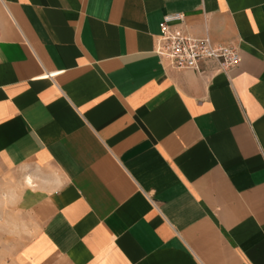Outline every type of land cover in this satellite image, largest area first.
<instances>
[{
	"label": "crops",
	"instance_id": "1",
	"mask_svg": "<svg viewBox=\"0 0 264 264\" xmlns=\"http://www.w3.org/2000/svg\"><path fill=\"white\" fill-rule=\"evenodd\" d=\"M238 49L154 51L160 23ZM15 264H264V0H0Z\"/></svg>",
	"mask_w": 264,
	"mask_h": 264
},
{
	"label": "built area",
	"instance_id": "2",
	"mask_svg": "<svg viewBox=\"0 0 264 264\" xmlns=\"http://www.w3.org/2000/svg\"><path fill=\"white\" fill-rule=\"evenodd\" d=\"M183 13H169L160 23L154 51L178 71L200 70L203 61L218 63V72L227 73L240 63V54L231 45H215L209 38L189 35L184 28Z\"/></svg>",
	"mask_w": 264,
	"mask_h": 264
},
{
	"label": "rangeland",
	"instance_id": "3",
	"mask_svg": "<svg viewBox=\"0 0 264 264\" xmlns=\"http://www.w3.org/2000/svg\"><path fill=\"white\" fill-rule=\"evenodd\" d=\"M14 190L15 182L0 179V264H15L14 255L19 248Z\"/></svg>",
	"mask_w": 264,
	"mask_h": 264
}]
</instances>
